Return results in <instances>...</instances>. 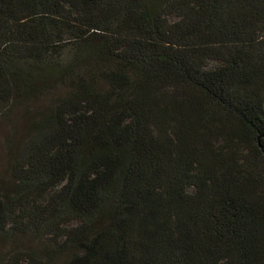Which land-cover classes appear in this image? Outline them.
I'll return each instance as SVG.
<instances>
[{"label":"trees","instance_id":"1","mask_svg":"<svg viewBox=\"0 0 264 264\" xmlns=\"http://www.w3.org/2000/svg\"><path fill=\"white\" fill-rule=\"evenodd\" d=\"M39 100L0 236L65 264H264V0H0V113Z\"/></svg>","mask_w":264,"mask_h":264},{"label":"rangeland","instance_id":"2","mask_svg":"<svg viewBox=\"0 0 264 264\" xmlns=\"http://www.w3.org/2000/svg\"><path fill=\"white\" fill-rule=\"evenodd\" d=\"M62 90L57 89L55 94H61ZM44 101L39 100L32 103L6 104L0 113V179L11 180L10 163L15 153L22 146L27 125L32 109L43 105ZM4 109V110H3ZM74 223V222H73ZM48 238L36 237L33 235H21L13 240L0 236V264H10L11 251L34 250L38 256L39 264H65V256L54 255L49 252L51 245ZM21 264H26L22 261Z\"/></svg>","mask_w":264,"mask_h":264}]
</instances>
